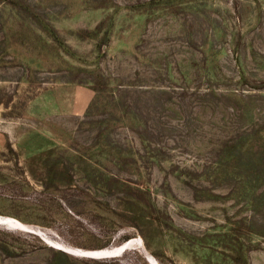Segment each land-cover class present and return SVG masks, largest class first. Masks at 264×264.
Segmentation results:
<instances>
[{
  "label": "rangeland",
  "instance_id": "1",
  "mask_svg": "<svg viewBox=\"0 0 264 264\" xmlns=\"http://www.w3.org/2000/svg\"><path fill=\"white\" fill-rule=\"evenodd\" d=\"M153 262L264 264V0H0V264Z\"/></svg>",
  "mask_w": 264,
  "mask_h": 264
},
{
  "label": "water",
  "instance_id": "2",
  "mask_svg": "<svg viewBox=\"0 0 264 264\" xmlns=\"http://www.w3.org/2000/svg\"><path fill=\"white\" fill-rule=\"evenodd\" d=\"M127 248H128V243H124L120 249L115 248L114 250L112 249V250H106V251L99 252V253H93L92 255L98 256L100 258L114 257Z\"/></svg>",
  "mask_w": 264,
  "mask_h": 264
},
{
  "label": "bare ground",
  "instance_id": "3",
  "mask_svg": "<svg viewBox=\"0 0 264 264\" xmlns=\"http://www.w3.org/2000/svg\"><path fill=\"white\" fill-rule=\"evenodd\" d=\"M5 217V216H4ZM7 217V216H6ZM5 220V219H4ZM9 219H6V221H8ZM123 245V244H122ZM122 245H120V246H117V247H113V250L115 249V248H117V249H120L121 247H122ZM106 250H112V248L111 249H98V250H92V251H84V252H91L90 254H87L86 256H93V257H96V258H100V257H98V256H94V255H92L93 253H99V252H103V251H106ZM67 251H69V252H71L70 250H67ZM85 255V254H84ZM152 264H155L154 262L152 263Z\"/></svg>",
  "mask_w": 264,
  "mask_h": 264
},
{
  "label": "trees",
  "instance_id": "4",
  "mask_svg": "<svg viewBox=\"0 0 264 264\" xmlns=\"http://www.w3.org/2000/svg\"><path fill=\"white\" fill-rule=\"evenodd\" d=\"M113 261H115L116 259H112Z\"/></svg>",
  "mask_w": 264,
  "mask_h": 264
}]
</instances>
